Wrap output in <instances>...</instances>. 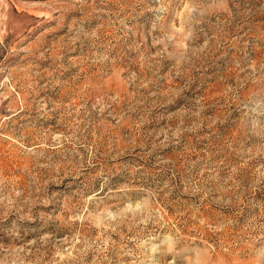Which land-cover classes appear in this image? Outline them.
<instances>
[{"label":"rangeland","instance_id":"374dc122","mask_svg":"<svg viewBox=\"0 0 264 264\" xmlns=\"http://www.w3.org/2000/svg\"><path fill=\"white\" fill-rule=\"evenodd\" d=\"M0 264H264V0H0Z\"/></svg>","mask_w":264,"mask_h":264}]
</instances>
